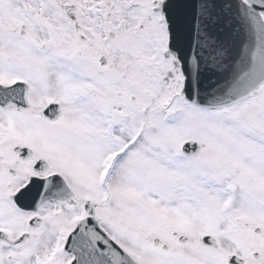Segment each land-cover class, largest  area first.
Segmentation results:
<instances>
[{"label": "snow or ice", "instance_id": "6c2138e0", "mask_svg": "<svg viewBox=\"0 0 264 264\" xmlns=\"http://www.w3.org/2000/svg\"><path fill=\"white\" fill-rule=\"evenodd\" d=\"M0 264H264V0H0Z\"/></svg>", "mask_w": 264, "mask_h": 264}]
</instances>
